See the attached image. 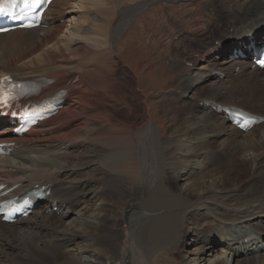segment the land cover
I'll return each mask as SVG.
<instances>
[{
    "label": "bare ground",
    "instance_id": "6f19581e",
    "mask_svg": "<svg viewBox=\"0 0 264 264\" xmlns=\"http://www.w3.org/2000/svg\"><path fill=\"white\" fill-rule=\"evenodd\" d=\"M73 1L53 0L45 27L0 35V76L51 81L40 98L67 90L65 107L46 128L43 122L25 137L12 139L11 124L0 121V142L16 141L14 152L0 157V184H22L15 194L38 184L52 187L51 202L29 217L12 224L0 221V264H157L193 229L202 234L201 255L213 252L208 264H264V130L257 138L250 136L264 124L242 132L229 126L220 107L264 115V98L254 91L264 85V70L246 60L218 62L233 40L236 46L244 40L248 44L250 33L263 39L264 0H229L233 8L185 19L184 30L170 17L164 21L166 27L172 25L166 41L194 35L201 43L195 42L193 55L184 52L183 87L162 96L173 106V134L167 139L152 115L158 93L144 90L141 74L120 61L138 19L150 33L153 17L161 20L162 3L154 0L147 9L145 0H87L76 10ZM178 7L172 11L177 17ZM148 39L152 60L164 48L159 42L154 47V36ZM175 51L170 55L177 56ZM159 67L146 69L154 74ZM215 71L226 77L213 78ZM236 92L243 95L242 104L235 102ZM222 132L226 142L219 144ZM133 160L140 162L138 177L126 188L134 170L122 167H132ZM182 180L189 183L178 187ZM212 186L226 194H214ZM211 195L209 207L199 213L198 203ZM94 198L101 203L92 205ZM54 201L68 210L60 216L50 212ZM69 215L75 218L66 222ZM209 240L213 245L208 246ZM160 241H166V249L158 246ZM227 244L232 259L223 249Z\"/></svg>",
    "mask_w": 264,
    "mask_h": 264
},
{
    "label": "rangeland",
    "instance_id": "374dc122",
    "mask_svg": "<svg viewBox=\"0 0 264 264\" xmlns=\"http://www.w3.org/2000/svg\"><path fill=\"white\" fill-rule=\"evenodd\" d=\"M82 1H84V2H82ZM86 1L87 0H74L73 4L75 3L76 10L80 9V7L78 5H84V4H86ZM145 1L148 2L147 9L153 7V5L155 4L153 2L154 0H145ZM185 1L187 2L188 0H160V1L158 0L157 1L158 3H162V5L160 6V10L158 11V14L161 16V20H159L158 17L154 16L151 24L152 25L155 24V25L148 30V31H150V33L147 34V31H145V27H143L141 25V22L138 19L139 22H137V24H136L137 27H135L132 30V33L130 36L129 41H131V42H129V45H128L129 51L128 52L126 51L125 54L123 55V60H120V61H124V62L130 64L135 71H137L139 74H141L142 86H143L144 90H146L149 94L158 93L154 96L155 102L152 104V109H153L152 115H154V119L157 120V124L159 123L158 127L162 131L163 136L166 139L168 137H171L173 134L172 133L173 121L172 120L170 121V117H171L170 112H171V108L173 106L165 103V100L163 102L162 96L165 92H170V90H173V88H176L177 86L183 87V84H181V82L185 80L184 79L185 69H183V64H182L183 63L182 61L184 60L183 57H184V55H186L184 52H187L188 54L193 55L194 51H196V50H194L192 48H195L194 47L195 42L199 41V40H198L197 36L193 35V36L185 37V39L180 38L179 36H176V37L172 38L171 42H168V40L166 41L165 39H166L167 33H169V31L172 30V25L167 24L168 26L166 27V25H164L165 24L164 21L170 17L174 20V25L176 28H178L179 30H184V28L187 27L186 22L190 18H197L199 15H201V14L206 15L207 13H209L211 11L221 15L223 13V11L228 10L229 6L233 8V4L230 5L229 0H214V1L213 0H197L198 5H194V6L189 5V4L184 5ZM91 2H92V0H91ZM91 2L89 3V5H87L88 7L91 6L90 5ZM173 3H175V4H173ZM87 4H88V1H87ZM176 5L179 6L178 8H180L179 17H177L175 13L172 14V11L174 10L173 7ZM88 10H89V8H88ZM74 15L75 14H72L71 17H73ZM90 15H91L90 12H88L86 16L90 17ZM181 15H182V17H181ZM157 23H159V24L156 25ZM212 24H210V27L213 26ZM155 26H157V27H155ZM206 28H207V26L205 27V29ZM193 30H194V32H197L196 28H193ZM205 31H207V30H205ZM149 34L151 37L154 36L153 45L154 44L156 45L159 42L158 44H160L164 48L159 54H156V56L152 60H150V54L151 53H148L151 51V49H150L151 40L148 39ZM216 38H217V36L214 37V39H216ZM167 39H168V37H167ZM130 43H132V44H130ZM199 43H200V41H199ZM158 44L156 46L154 45V47L155 48L158 47ZM137 49H138V51H137ZM172 49L176 50L175 54L177 56L170 55ZM196 56L198 57V54H196ZM170 57L172 58V61H171ZM148 58H149V60H148ZM161 60H162V62H161ZM169 60H170V63H169ZM164 61H166L168 63V65H167L168 68L163 67ZM150 65H154V66L158 65L160 67L154 74H151L150 73L151 70H149V72H148V70L146 69ZM187 65L192 67V65L189 63H187ZM128 73L129 72H127V74ZM209 83H211V82H209ZM254 91H255V96L258 95L259 98H261V97L264 98V85L259 87V88L256 87ZM160 94H161V96H160ZM235 94H236L234 96V98L236 100L235 102L242 104V101H243L242 96L243 95L239 94L238 92H236ZM260 112H264V109H262V111H260ZM262 124H264V123H262ZM262 127H263L262 129L256 130L250 136L252 138H257V135H259V132L260 131L262 132L264 130V126H262ZM226 137L227 136L225 135V133L222 132L221 134H219L217 136L216 140L219 144H224L226 142ZM240 138L244 139V136H241ZM194 141H198V140H194ZM188 143H192V142L189 141ZM190 148L192 151L195 150V146H192ZM30 155H33V154H30ZM177 157L178 158L176 160L179 162L180 161L179 155H177ZM133 163H134V165L132 167H128V168L125 166L122 167V169L124 171L132 170V169L134 170V174L129 173L127 176L128 182L126 184H124V187H126V188L134 186L136 184V178L138 177L136 174V171H137L136 167L139 166L140 162L138 160H133ZM248 174L249 173H247V175ZM185 183H186L185 180L177 181L178 187H185V185L189 182H187L186 184ZM211 188H212L214 194L219 193V192H223V195L226 194V192L221 190V189H216L213 186ZM181 190L184 191L183 189H181ZM213 198H214V196L212 197V195H211L206 200L207 202L204 201V202L198 203L197 207H198V211L200 210L199 213H201V214L205 213V211L207 210L205 208L209 207V203H211ZM94 199H91L92 205H94V204L99 205L101 203V200H99V203H98L97 198L95 199V201H94ZM83 207H84V205H82V203H80V206L78 208L82 209ZM80 212L83 213L84 211H80ZM89 212L90 211H88V213ZM201 214L199 215V217H201ZM60 215H63V214H57V216H60ZM112 215H113V217L117 215L116 217L113 218L114 220L118 219V214H117L116 209H114V211L112 210ZM73 217L75 218V215H69V217L66 218V222H68V221L71 222ZM204 220H203V222H205L207 219L205 221ZM212 221H213V219H212ZM248 221H250V220H248ZM214 223H217V222H214ZM72 224L75 225V223H72ZM197 232L199 233V230H197V229H193L192 231H190L188 236H186V238L183 239L182 243L179 244L178 248H176V250H174V251H171L173 254L169 253L170 254L169 255L168 253H165V254L163 253L162 257H160V259H159V263H157V264H185V263L186 264H198V263L199 264H208L209 263L208 260L209 259L211 260L213 258V255H212L213 252L211 254H208V255L207 254L201 255L200 248H201V246H203L202 245L203 243H201L200 239L202 238V234H196ZM221 240H220V242H221ZM209 242H211V240L208 241V246L210 244L213 245V243H209ZM194 243H196V244H194ZM166 245H167L166 241L165 242L160 241V243H158V246L163 248V249L161 248L162 250L167 248ZM212 248H214V247H212ZM219 249H222V246ZM223 249L228 254L230 253L228 249L227 250L225 248H223ZM183 255H185V256L182 257ZM239 256H236V257H239ZM233 257H234V255H229L230 259H232ZM184 261H185V263H184Z\"/></svg>",
    "mask_w": 264,
    "mask_h": 264
},
{
    "label": "snow or ice",
    "instance_id": "6c2138e0",
    "mask_svg": "<svg viewBox=\"0 0 264 264\" xmlns=\"http://www.w3.org/2000/svg\"><path fill=\"white\" fill-rule=\"evenodd\" d=\"M44 2L45 0H0V16H10L14 19H23L31 12L39 9ZM0 31H2V29H0ZM2 102L5 104L7 103L6 100ZM3 207L4 206H0V209ZM14 211H23V209L10 210L7 213V217L10 218L14 214Z\"/></svg>",
    "mask_w": 264,
    "mask_h": 264
}]
</instances>
